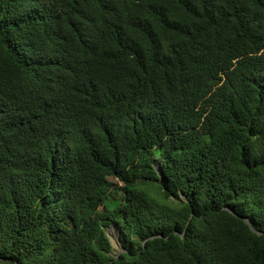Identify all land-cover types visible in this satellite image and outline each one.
Segmentation results:
<instances>
[{
  "label": "trees",
  "instance_id": "obj_1",
  "mask_svg": "<svg viewBox=\"0 0 264 264\" xmlns=\"http://www.w3.org/2000/svg\"><path fill=\"white\" fill-rule=\"evenodd\" d=\"M0 264H264V0H0Z\"/></svg>",
  "mask_w": 264,
  "mask_h": 264
},
{
  "label": "rangeland",
  "instance_id": "obj_2",
  "mask_svg": "<svg viewBox=\"0 0 264 264\" xmlns=\"http://www.w3.org/2000/svg\"><path fill=\"white\" fill-rule=\"evenodd\" d=\"M111 179L116 180L115 177H111ZM109 231L112 234V236L114 237L113 241L115 243V247H113V249H114V253H116L118 251V247H120V242H119V240H117V237H116L118 234V230L116 227L115 228L113 227V228H109Z\"/></svg>",
  "mask_w": 264,
  "mask_h": 264
},
{
  "label": "water",
  "instance_id": "obj_3",
  "mask_svg": "<svg viewBox=\"0 0 264 264\" xmlns=\"http://www.w3.org/2000/svg\"><path fill=\"white\" fill-rule=\"evenodd\" d=\"M108 236L111 238V241H112V245H113V247H115V243H114V237L112 236V234L110 233V231H108ZM117 240H119V235L117 234ZM118 248H120V247H118Z\"/></svg>",
  "mask_w": 264,
  "mask_h": 264
}]
</instances>
